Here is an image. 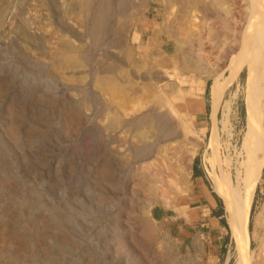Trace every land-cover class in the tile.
I'll return each instance as SVG.
<instances>
[{
	"label": "rangeland",
	"instance_id": "1",
	"mask_svg": "<svg viewBox=\"0 0 264 264\" xmlns=\"http://www.w3.org/2000/svg\"><path fill=\"white\" fill-rule=\"evenodd\" d=\"M80 1L0 0V240L12 234L0 264H140L117 240L135 229L138 218L158 235L159 242L142 250L147 263L167 264L169 252L181 264H238L241 249L212 176L226 172L217 160L234 157L246 131L248 69L239 61L229 83L231 61L224 54L234 37L225 38L223 26L226 20L232 28L243 26L245 1L200 0L216 9L218 17L209 18L175 0H107L112 6L97 37L86 34L92 18L85 21ZM119 1L126 2L125 19ZM230 9L245 13L238 26ZM115 24L126 30L121 44L110 47ZM80 55L76 69L65 63ZM185 59L196 65L185 66ZM146 102L157 103L178 129L147 160L152 170L169 173L171 187L161 193L170 205L154 202L144 211V196L137 191L130 212L128 192L143 172L120 154L128 153L134 140H153L154 132L123 125L144 111ZM70 108L83 111L76 130L64 121ZM11 121L15 134L9 132ZM183 158L191 166L187 179L178 170ZM172 163L176 168L169 170ZM103 165L111 169L108 176L101 173ZM262 169L243 247L246 264H256L264 252ZM42 202L51 214L41 222Z\"/></svg>",
	"mask_w": 264,
	"mask_h": 264
},
{
	"label": "bare ground",
	"instance_id": "2",
	"mask_svg": "<svg viewBox=\"0 0 264 264\" xmlns=\"http://www.w3.org/2000/svg\"><path fill=\"white\" fill-rule=\"evenodd\" d=\"M175 1H179L183 3L185 6L192 5L194 8L203 10V12H205L204 14L206 15V17H209V18L218 17L216 13V9L215 10L211 9V7H209L210 5L207 6V4L203 5L200 0H175ZM244 1L246 4V12H245L246 14L244 13L245 17H244V14L242 15V12L244 11H240V14H238L239 11L238 13H234L232 9L227 11V13L229 14L233 12L232 18L233 17L236 18L234 20L236 21V25H237L239 17L240 18L241 16L244 17L245 21H243L242 23L243 26L240 27V29L238 27L232 28L229 25L230 21H227V20L226 22L224 21L225 25L223 24V26L225 29L224 33L227 34L225 38H228L229 33L232 34L234 37V39H232L231 42L226 43L225 45L226 51L224 54V56L230 58V61H231L230 66H229V69L231 72L230 77H229V83L235 80V78L238 75V71L240 70L238 68L240 67L239 61L241 62V64L245 63L248 69L247 76L249 79L248 84H250V87L246 95L247 96L246 116H245L246 131L243 136L241 148L236 151V155L234 157L227 156L223 160H220V159L217 160L218 162L217 164L220 166V168L223 167L224 165L227 167L226 172L221 170L220 173L218 174L216 171H214L213 176H212L214 189L225 202V208L230 217L229 224H230L231 230L237 238V242H238L237 244L240 247L238 248L241 249L240 250L241 252H239L240 257L238 259V264H246V260L244 259L245 254L243 252V247H246V245H248V239H249L248 220H249V216L251 213L250 209L252 207L253 195L256 189L255 188L256 181L260 175L261 170H263L262 168L264 166V143L262 141V130L264 126V0H244ZM251 1L253 2V6H252ZM78 3H79L78 4L79 7H81V9L84 11V14L87 16L85 21L89 19L91 20L92 18V22L91 23L88 22L86 34H89V36L93 35L96 37L101 35L104 28L106 27L105 19L107 17V14H109V11L112 5H110V3L107 0H82ZM119 4H120L119 5L120 8L123 9L121 10L119 8L121 10V12L119 13L121 17L123 16V19H125L124 17L125 14H123L122 12L125 11V9L127 8L126 2L121 1ZM121 24H123L125 27V23L120 22V25ZM119 29H120V32H119ZM123 29H121V27L118 25L113 27L112 31L114 32V36L113 37L111 36L112 37L111 43H110L111 46L108 45V47L109 46L118 47L121 44L120 42L121 37H123L122 35H124V31H122ZM124 30H126V28ZM218 32L220 33V31ZM23 35L26 38H29L31 34L29 35L27 33V30H25L23 32ZM56 57H57L56 62L61 63L65 61L64 55L62 53H59V55H57ZM83 57H84L83 55L82 56L80 55L78 56L77 59L71 62L70 60L67 59L68 58L67 56L66 60L68 61L65 63H67L68 66L75 67L76 69V67H79L82 65L81 59ZM190 64L196 65V62L193 63V62H189L188 60L184 62L185 66H188ZM143 105L144 107L141 106V108L144 109V111L124 121V125H123V126H129L132 128L149 126L151 132L152 133L154 132V135L152 136L154 138V139L152 138L153 140L149 141L147 138H142L140 140H134L129 143L128 147L126 146L127 148L126 151H128V153L124 152L120 154V156H122V158H124V160L126 161L130 159L129 157H131V159L135 161V163H139L141 166L140 172L141 170L143 172V174L141 173V176H139L138 179L136 180L133 179L134 180L133 188L135 190L130 189V191L128 192L129 195L133 197L131 204L128 206V210L130 212L135 211L136 209V205H135L136 200L134 199V195L137 191L142 192L144 196V202L142 204L143 207H141V209L143 208L144 211L148 205H151L154 202L160 203L161 205H165V206L170 205V200L167 198L166 195H163V193H161V190H164L163 187H166L167 189L171 187L170 182L166 181V176L167 175L169 176V173L165 172L163 170L164 168L152 170L147 160L154 154V152H156L158 146L163 140L174 138L178 133V129L173 124L172 117L167 112H164L163 109L159 107L157 103L154 102V104H151V102H148V103L146 102ZM231 105H232L231 103H228V102L226 103V109L228 112L230 111ZM228 114L229 113L225 115L228 117ZM82 115H83V111H80L76 108H70L68 113H66L65 115L64 121H66V124L68 127L76 130L83 123L82 120H83L84 115L83 116ZM225 119L227 120V118ZM11 123L13 125L10 126L9 132L10 134H15L18 128L17 126H14L15 123L13 121H11ZM226 123L227 122H225V124ZM111 136H114L112 132L109 133L110 138ZM110 140H112V138ZM214 151L217 152V147L215 145H214ZM186 158L185 159L183 158L182 161L180 159V162L182 165L180 164L178 165L179 173L180 175L183 176L184 179H187L188 176H190L191 174V166L189 165L190 164L189 160H187ZM145 161H146L145 163L146 165L144 164ZM172 164H170L168 168L169 170L173 169L174 167L176 168L175 164L173 165ZM110 170H111L110 167L103 165L101 168V173L102 175L108 176ZM132 176L134 178V175ZM7 183L8 182H6V184ZM37 208L41 210V212L39 213L41 214L40 221L42 222L43 220L44 221L48 220V216L50 217V214H51L50 207L47 204L42 202L39 204V206L37 205ZM12 209L14 208L12 207ZM141 209L139 208L140 212H141ZM31 211L32 210H30V212ZM138 215L141 216L140 213ZM18 217L19 216H16L15 219H18ZM136 218H138V216ZM20 220L21 218L19 219V221ZM134 224H135V229H132L131 233L130 231L129 232L126 231L125 233H121L120 236H118L117 240H119V245H118L119 248L121 247L123 249H128V251L130 252H133L136 260H138L140 264H155L153 262L147 263L146 256L142 252V250H146V248L148 250L150 248V244L153 241L155 244V242L158 240V237H157L158 235H156L157 233L156 230L154 231L152 224L147 220H142V219L140 220L138 218V223L136 219V223ZM45 226L47 227L46 224ZM11 237H12V234L8 233V235L3 240H0V246H1L0 254H2V251H3L2 248H4L5 246L11 245V241H10ZM132 238L133 239L135 238L134 241H132ZM140 239L142 243H139ZM137 242H138V245L136 244ZM32 245H33L32 247H34V244ZM261 255H262L261 258L259 259L258 262H256V264H264V252ZM173 256L169 252L166 253L165 258H164L165 262L167 264H181V263H178L176 259L174 260ZM153 257L154 259L158 258L155 256ZM36 260L37 259L34 257L33 261L35 262ZM184 264H198V262L191 261L190 263H184Z\"/></svg>",
	"mask_w": 264,
	"mask_h": 264
}]
</instances>
